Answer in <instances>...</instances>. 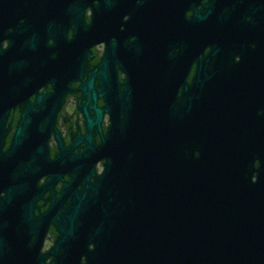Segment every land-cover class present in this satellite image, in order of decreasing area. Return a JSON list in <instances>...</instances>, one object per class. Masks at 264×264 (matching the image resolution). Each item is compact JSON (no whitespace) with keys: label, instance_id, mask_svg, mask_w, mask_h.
Listing matches in <instances>:
<instances>
[{"label":"water","instance_id":"95a60500","mask_svg":"<svg viewBox=\"0 0 264 264\" xmlns=\"http://www.w3.org/2000/svg\"><path fill=\"white\" fill-rule=\"evenodd\" d=\"M83 1L0 0V264H264V0H143L138 25L163 21L139 34L130 88L108 110L116 158L100 177L90 164L94 182L75 176L36 217L60 178L46 172L37 188L52 172L49 132L28 92L36 78L59 75L62 57L39 66L44 39L57 41L72 21L81 30ZM95 1L91 40L107 33ZM107 72L101 63L81 89L92 151L103 112L90 104L102 96L94 78ZM116 150L124 159L132 151L131 162ZM49 221L58 237L43 252Z\"/></svg>","mask_w":264,"mask_h":264},{"label":"flooded vegetation","instance_id":"af4514ba","mask_svg":"<svg viewBox=\"0 0 264 264\" xmlns=\"http://www.w3.org/2000/svg\"><path fill=\"white\" fill-rule=\"evenodd\" d=\"M88 1H83L87 7L83 11L81 30H77L72 21L64 24V30L57 41L52 38L55 34H49L44 39L49 50L39 66L40 68L43 67L45 62L53 64L62 57L65 64L59 67V75H45L36 78L32 82L33 87L28 92V99L33 104V109L41 113L42 128L49 132L46 139V151L52 172L45 171L38 176L37 188L47 186L49 174L52 177L60 178L52 185L51 192H43L42 198L37 201L36 217L49 209L51 202L47 200L50 194L52 193L56 199L60 198V193L65 184L73 181L75 176L81 184L85 183L86 177L89 179V183L94 182V178H90L89 174L90 164L93 165L96 177L105 174L109 160L115 157V143L112 144L108 136L109 128L112 126L113 114L112 111L108 110L116 105L113 101L121 99L126 90L130 88L129 81L133 73L132 65L134 63L132 58L135 55L133 54L134 49L138 45L139 34H149L150 30L153 31L151 28L153 26L152 21L155 24L163 21L159 16L151 18L147 16L146 19H144L145 16H142L143 19H140L144 21L145 26L143 23L138 25L137 6L143 0H97L93 5L99 4L101 6L102 30L105 31L106 28L107 33H102L91 40L89 27L94 12L93 8L88 5ZM208 1L202 0V3L206 4ZM107 2L109 5L106 4ZM185 15L189 18L192 12H187ZM76 31L78 33L77 38L75 37ZM111 44H113V50H110L111 54L107 55ZM8 46L9 41L4 40L2 42L3 50H6ZM103 62L107 63L108 75L100 79L94 78L95 89L99 88L102 96L97 97L95 103L90 102L91 105L95 104L98 109L103 110L99 129L94 128L92 131L93 142L91 147L97 149V151H92L89 142L84 139L87 126L83 108L89 101L81 89L83 84L88 81L90 72L99 68ZM191 78L192 74L188 77L189 82ZM178 94L181 95V89H179ZM37 97H41V100L40 103L36 104ZM22 110L23 106L21 105L11 110L10 121L13 120V122L9 139L15 131ZM113 110L116 113V109L113 108ZM87 111L91 116L94 115L89 107H87ZM125 111L119 113L122 116L123 125L127 118ZM9 139L5 150L10 146ZM107 144L110 147H107ZM116 153L118 159H124L119 150H116ZM125 158L124 160L131 162L132 151ZM77 189L80 190L81 186ZM4 195L1 193L0 196L3 197ZM61 209L66 210V207ZM56 211V215L60 217L61 211ZM57 237L55 226L49 221L43 252H46L55 243Z\"/></svg>","mask_w":264,"mask_h":264}]
</instances>
